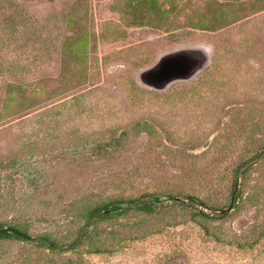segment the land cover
<instances>
[{"label":"rangeland","instance_id":"1","mask_svg":"<svg viewBox=\"0 0 264 264\" xmlns=\"http://www.w3.org/2000/svg\"><path fill=\"white\" fill-rule=\"evenodd\" d=\"M201 47L191 79L139 83ZM263 149L264 0H0V223L66 244L109 201L196 199L63 253L1 242L0 264H264Z\"/></svg>","mask_w":264,"mask_h":264},{"label":"trees","instance_id":"2","mask_svg":"<svg viewBox=\"0 0 264 264\" xmlns=\"http://www.w3.org/2000/svg\"><path fill=\"white\" fill-rule=\"evenodd\" d=\"M258 160H264V149L260 153L254 155L250 161L245 163L244 166L256 163ZM243 172H245V170L241 171V169H238L236 171L234 185L237 184V178H239ZM185 199L186 200L184 201H180V199L169 196L168 199L164 201L159 195L145 194L133 199L113 200L95 206L89 211L87 222L79 232L78 236L72 242L66 244L58 243L46 235L32 236L25 230L14 225L0 223V243L7 241L22 242L51 252L63 253L76 248L81 240L86 236V228L96 222L122 216L130 211L148 214L154 213L155 211L167 206L168 202H171L172 200H174L176 204H181L189 208H193L196 205V199L194 197L187 196ZM197 214L203 218L212 220H221L225 217V212L207 214L203 211H198Z\"/></svg>","mask_w":264,"mask_h":264},{"label":"water","instance_id":"3","mask_svg":"<svg viewBox=\"0 0 264 264\" xmlns=\"http://www.w3.org/2000/svg\"><path fill=\"white\" fill-rule=\"evenodd\" d=\"M209 62V52L204 47L175 50L163 54L152 66L140 70L137 79L141 85L163 90L176 81L191 79Z\"/></svg>","mask_w":264,"mask_h":264}]
</instances>
